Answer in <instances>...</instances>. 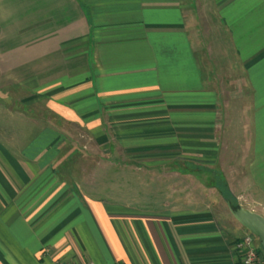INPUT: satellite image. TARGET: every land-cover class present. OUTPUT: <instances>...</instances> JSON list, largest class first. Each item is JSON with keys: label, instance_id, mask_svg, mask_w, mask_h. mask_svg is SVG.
<instances>
[{"label": "crops", "instance_id": "1", "mask_svg": "<svg viewBox=\"0 0 264 264\" xmlns=\"http://www.w3.org/2000/svg\"><path fill=\"white\" fill-rule=\"evenodd\" d=\"M72 124L104 154L212 163L238 133L264 217V0H0V264H241L230 213L60 180Z\"/></svg>", "mask_w": 264, "mask_h": 264}, {"label": "rangeland", "instance_id": "2", "mask_svg": "<svg viewBox=\"0 0 264 264\" xmlns=\"http://www.w3.org/2000/svg\"><path fill=\"white\" fill-rule=\"evenodd\" d=\"M221 79L223 82L235 83L234 78ZM34 111L40 113L41 110ZM58 129L64 148L62 158L65 159L67 155L70 157L72 150L77 151L76 156L62 163L58 178L69 184H80L84 191L92 195L123 197L126 201L136 203L145 201L157 191L162 192L164 189L157 190V186L162 185L156 184H163L168 196L181 192L180 198L187 200V207L199 205L203 210L216 212L221 219L224 215L229 216L222 195L231 198L234 204L242 208L249 205V195L243 194L241 182H238L247 161L242 137L238 133L229 134V138L224 139L220 156L212 163L194 157L131 156L116 148L112 153L104 154L80 125H60ZM62 138H65V142ZM153 167L157 173L147 172ZM215 185L218 189H213ZM255 246L262 253L256 239Z\"/></svg>", "mask_w": 264, "mask_h": 264}, {"label": "water", "instance_id": "3", "mask_svg": "<svg viewBox=\"0 0 264 264\" xmlns=\"http://www.w3.org/2000/svg\"><path fill=\"white\" fill-rule=\"evenodd\" d=\"M225 204L232 218L257 239L259 247L264 255V217L238 205L232 207L230 202L226 200Z\"/></svg>", "mask_w": 264, "mask_h": 264}, {"label": "built area", "instance_id": "4", "mask_svg": "<svg viewBox=\"0 0 264 264\" xmlns=\"http://www.w3.org/2000/svg\"><path fill=\"white\" fill-rule=\"evenodd\" d=\"M255 237L248 233L241 240L236 241L234 248L239 252L241 264H264V255L259 253L255 246ZM65 264H81L78 262H68Z\"/></svg>", "mask_w": 264, "mask_h": 264}, {"label": "trees", "instance_id": "5", "mask_svg": "<svg viewBox=\"0 0 264 264\" xmlns=\"http://www.w3.org/2000/svg\"><path fill=\"white\" fill-rule=\"evenodd\" d=\"M215 187H216V185H215ZM216 188L218 189V186H217ZM222 196H223L224 200L230 202V204L232 205V207H236V206H237L236 204H234V202H233V200H232L231 198L226 197V196H224V195H222ZM256 240H257V239H256ZM260 251H261V249H260ZM261 252H262V251H261Z\"/></svg>", "mask_w": 264, "mask_h": 264}]
</instances>
